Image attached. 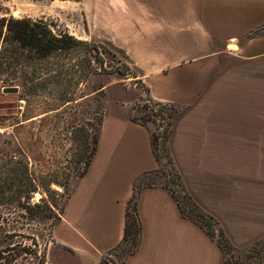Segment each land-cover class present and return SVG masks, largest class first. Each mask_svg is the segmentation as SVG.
I'll return each instance as SVG.
<instances>
[{
    "label": "crops",
    "instance_id": "crops-1",
    "mask_svg": "<svg viewBox=\"0 0 264 264\" xmlns=\"http://www.w3.org/2000/svg\"><path fill=\"white\" fill-rule=\"evenodd\" d=\"M101 1L111 2L101 7L102 28H132L131 38V31L123 30L121 47L139 50L130 54L134 62L171 64L158 79L165 81L162 94L152 91L153 98L191 106L172 137L186 191L234 246L262 237L264 0ZM209 48L216 51L207 91L211 104L204 105L197 98L205 90L192 86L197 74H188L183 60L209 61L202 52ZM110 120L103 121L96 153L51 229L45 264L52 256V264H119L112 251L124 235L134 181L159 163L146 126ZM136 206L140 243L122 264L223 263L217 239L182 215L167 188L144 187Z\"/></svg>",
    "mask_w": 264,
    "mask_h": 264
},
{
    "label": "rangeland",
    "instance_id": "rangeland-1",
    "mask_svg": "<svg viewBox=\"0 0 264 264\" xmlns=\"http://www.w3.org/2000/svg\"><path fill=\"white\" fill-rule=\"evenodd\" d=\"M110 3L101 0H0V18L42 19L55 33L67 32L78 39L101 44L105 50L104 66L108 69L123 62L131 70L128 75L123 74L126 72L124 67L120 68L122 73L92 74L85 81L79 80V83L77 80L75 83V78L69 83L65 80L52 81L48 77L43 87L39 88H34L23 78L5 83L0 80V177L10 172L23 174L22 182L15 181L7 192L13 194L12 197L0 205V250L19 244L32 248V240H35L36 249L44 255L46 262L52 244L51 229L60 219L74 187L88 169L85 158L89 156L90 138L100 133L105 119L107 124L113 118L128 119L146 126L150 131L151 142L160 158L159 165L140 176L137 186H165L190 212L200 210L185 186L183 188L179 184L176 177L179 171L172 153L174 126L191 106L187 102L153 98L152 91L162 94L163 87L160 85L165 81L158 79L170 71L171 64L154 65L145 60L134 62L130 54L139 50L121 47L124 45L123 30H130L128 37L131 38L132 28H102L101 7L106 8ZM214 51L216 49L202 50L205 56L211 58L204 63L183 60H186L185 71L190 75L197 74L191 81L192 86L205 90L200 95L202 97L197 98L204 105L211 104L207 91L211 89V56ZM194 52L192 50L187 57ZM9 87H16L17 91L5 92L4 88ZM148 95L159 102L173 103L175 110L181 113L170 128L167 125L170 122L168 115L173 110L154 107L152 114L143 107ZM147 116V121L132 120ZM92 158L87 162L89 165ZM20 188L31 192L17 198L14 192ZM36 203L40 204L39 208L29 207ZM130 214L134 216L133 211ZM200 220L205 229H215L213 218ZM261 238L256 243L235 246L223 253L222 264H264V235ZM130 241L128 239L112 251L119 264L134 248ZM108 259L104 257V260ZM34 261L25 253L16 257L17 264H33ZM52 263L53 256L48 264ZM66 263L74 264L70 260Z\"/></svg>",
    "mask_w": 264,
    "mask_h": 264
},
{
    "label": "trees",
    "instance_id": "trees-1",
    "mask_svg": "<svg viewBox=\"0 0 264 264\" xmlns=\"http://www.w3.org/2000/svg\"><path fill=\"white\" fill-rule=\"evenodd\" d=\"M104 52V48L99 43L78 39L67 32L55 33L49 24L42 19L13 16L0 18V80L4 83L13 81L17 78H23L28 84L34 86V88H39L43 87L48 77H50L52 81L65 80V82L69 83L75 78V83H77L76 80L79 83V80L85 81L86 78L92 74L122 73L120 72L121 67H124L126 71L123 74H131L130 68L123 62L120 64L121 66H112L109 67L110 69L104 66ZM30 89L32 90L31 87ZM146 100L147 102L143 104V107L149 109L152 114H154V107L173 110V112L168 115L170 122H168L167 125L169 128L173 120L175 121L181 114L179 111L175 110L176 107L173 103L156 101L150 95L146 97ZM132 120L147 121L149 117H141V119L133 118ZM168 132H171V130H168ZM98 140V133L90 138L91 148L88 152L89 159L85 158L86 166H89L87 162L93 157L97 150ZM151 144L159 163L160 158L153 145V141ZM147 172L149 171L142 173L134 181V190L125 211L124 235L120 244L116 246V248H118L120 245L127 242L128 239H131L130 244H132L134 248L126 256L134 253L138 249L141 238V223L136 206L138 194L144 187L156 185H145L141 187L136 185L138 178ZM2 173L4 174L3 171ZM22 176L23 174L21 173L17 174L16 172H10L7 176L0 177V205L6 203L9 197H12L13 194H8V191L15 181L22 182ZM176 177L179 180L180 186L184 188L179 172H177ZM167 189L174 196V193L169 188ZM30 192V190L22 191L20 188L17 192H14V194L15 197L19 198L21 195H28ZM29 198L30 197H28V199ZM174 198L176 199L175 196ZM176 201L179 204L182 215L195 221L202 228H204V226L198 221L199 219L203 220L205 217L213 218L199 205L200 210H198L197 214L190 212L182 206L178 199H176ZM29 207L39 208L40 204L36 203ZM131 211L134 212V216L130 214ZM213 220L216 225L215 229L210 230L209 228H204V230L210 236L217 239V243L223 253L234 249L235 246L228 240L223 231L217 229L218 222L216 219L213 218ZM261 239V237L258 238L254 243ZM32 244L34 246L32 248L26 245L21 246V244L17 247L5 246L0 250V264H17L16 257L20 256L21 253L29 254V258L35 260L33 264H44V255L36 249V241L32 240Z\"/></svg>",
    "mask_w": 264,
    "mask_h": 264
},
{
    "label": "water",
    "instance_id": "water-1",
    "mask_svg": "<svg viewBox=\"0 0 264 264\" xmlns=\"http://www.w3.org/2000/svg\"><path fill=\"white\" fill-rule=\"evenodd\" d=\"M4 91L5 92H13V93H15L17 91V88L16 87L4 88Z\"/></svg>",
    "mask_w": 264,
    "mask_h": 264
}]
</instances>
